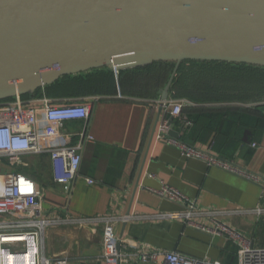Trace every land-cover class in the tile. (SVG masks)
<instances>
[{"label": "crops", "instance_id": "0c3cea01", "mask_svg": "<svg viewBox=\"0 0 264 264\" xmlns=\"http://www.w3.org/2000/svg\"><path fill=\"white\" fill-rule=\"evenodd\" d=\"M102 67L113 72L115 88L53 98L43 95L53 103L90 105L87 120L64 121L60 136L49 141L51 145H74L81 131L92 136V140L81 144L78 172L68 191L53 180L47 153L23 154L15 168L5 159L0 160V170L27 171L36 181L42 190L40 216L58 220L107 214L126 216L125 221L115 224V231L127 251L135 252L150 245L235 264L237 245L225 234L199 230L178 219L155 217L160 212L182 209L178 203L152 191L167 184L193 199L198 210L217 211L226 225L256 245L264 246V104L260 101L194 103L185 99L182 105L199 109L194 122L181 131L183 140L261 176L263 181L257 183L199 159L186 158L177 148L155 140L158 121L167 117L165 114L170 115L162 108L159 112L158 101L169 78L163 87L157 86L149 92L136 87L129 72L132 68L117 71ZM120 71H123L122 80ZM167 99H174L169 91ZM38 117L42 119L41 111ZM174 127L177 128L176 124ZM40 138L43 144L47 143L42 134ZM39 156L45 158V167L30 169V161L23 162ZM87 178L93 182L88 183ZM256 209L259 211L255 212ZM240 210L247 211L240 213ZM193 220L212 226L211 219L203 214ZM43 251L50 264H113L101 258V225L95 223L47 226ZM120 264L164 263L161 259L143 261L130 257Z\"/></svg>", "mask_w": 264, "mask_h": 264}, {"label": "water", "instance_id": "95a60500", "mask_svg": "<svg viewBox=\"0 0 264 264\" xmlns=\"http://www.w3.org/2000/svg\"><path fill=\"white\" fill-rule=\"evenodd\" d=\"M189 59L264 66V0H0V100L93 68L172 60L165 100Z\"/></svg>", "mask_w": 264, "mask_h": 264}, {"label": "built area", "instance_id": "2783aa9c", "mask_svg": "<svg viewBox=\"0 0 264 264\" xmlns=\"http://www.w3.org/2000/svg\"><path fill=\"white\" fill-rule=\"evenodd\" d=\"M158 101L161 108L170 114L176 135L170 134L169 119L164 117L156 125L155 140L177 148L186 158L199 159L209 166L219 167L253 182L263 181L261 176L247 172L231 161L183 140L181 131L192 124L181 111L185 99ZM261 103L264 104V101ZM89 110L90 105L86 103H53L52 99L45 96L29 100L14 96L12 101H0V160L5 159L11 168H15L23 154L47 153L51 161L53 180L68 191L71 181L78 172L81 144L92 140V136L81 131L79 141L74 145L60 143L51 145L49 141L60 136L59 129L64 121L87 120ZM40 111L42 119L38 117ZM173 119L177 122V128L174 127ZM40 131L46 144L41 141ZM87 182L92 183L93 180L87 178ZM152 191L182 206L181 210L175 212H160L155 215L156 218L178 219L199 230L225 234L237 245L235 264H264V246L256 245L251 239L226 225L219 219L217 211L198 210L193 199L167 184H162ZM41 198L42 190L32 177L14 169L0 170V264H50V258L43 251V235L46 227L55 223L100 224L101 258L113 264H120L130 257L143 261L161 259L164 264H227L209 257H191L176 250H164L150 245L142 246L135 252L127 251L115 231V224L120 220L125 221L126 216L107 214L75 219L66 217L60 220L41 217ZM246 211L240 210V213ZM254 211L258 212L259 209ZM202 214L211 219V227L193 220L195 216Z\"/></svg>", "mask_w": 264, "mask_h": 264}, {"label": "trees", "instance_id": "16d2710c", "mask_svg": "<svg viewBox=\"0 0 264 264\" xmlns=\"http://www.w3.org/2000/svg\"><path fill=\"white\" fill-rule=\"evenodd\" d=\"M175 61L158 60L144 66L134 67L129 72L137 88L149 92L157 86L163 87L170 77ZM123 71L119 72L122 80ZM115 88L113 72L105 67L90 69L75 75H65L52 84L20 95L22 100L41 97H62L95 93ZM169 96L187 99L194 103L264 100V66L227 62L221 60H183L178 64L169 86ZM13 97H8L11 99ZM199 110V109H197ZM195 107H182V114L194 122ZM170 117V115L165 114ZM175 124L177 122L175 121ZM38 162L30 161V167H45L46 160L39 156ZM25 171V170H23ZM27 174V171L23 172ZM30 176V175H28ZM31 177V176H30ZM33 178V177H32Z\"/></svg>", "mask_w": 264, "mask_h": 264}, {"label": "rangeland", "instance_id": "374dc122", "mask_svg": "<svg viewBox=\"0 0 264 264\" xmlns=\"http://www.w3.org/2000/svg\"><path fill=\"white\" fill-rule=\"evenodd\" d=\"M264 101V100H263ZM23 160V159H22ZM40 160V158H38V157H36V158H32V159H27V160H23V162L25 161V162H29V161H32V162H38ZM28 165H29V163H28ZM30 167V166H29ZM28 167V168H29ZM30 169H31V167H30ZM36 171H39V170H36ZM36 173H38V172H36Z\"/></svg>", "mask_w": 264, "mask_h": 264}]
</instances>
